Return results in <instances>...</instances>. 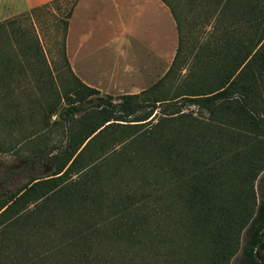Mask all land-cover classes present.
<instances>
[{
	"label": "trees",
	"instance_id": "16d2710c",
	"mask_svg": "<svg viewBox=\"0 0 264 264\" xmlns=\"http://www.w3.org/2000/svg\"><path fill=\"white\" fill-rule=\"evenodd\" d=\"M59 1L33 8L32 13ZM162 1L179 32L176 56L152 87L121 96L118 109L112 97L100 98L99 91L84 85L69 68L65 39L78 0H72L60 18L64 63L72 83L60 85L63 80L57 82L40 48L31 42L26 45L24 55H40L46 68L37 82L39 98L28 107L31 114L34 106L40 108L41 127L26 139L47 130L55 116L51 124L60 127L66 142L61 153L52 155L50 175L32 178L7 199L0 198V257L10 236L16 248L24 244L13 237L12 229L26 235L28 245L39 243L40 226L51 228L55 215L62 214L73 223L56 240L54 249L32 256L33 251L23 249L24 261L10 257L7 264H47L49 256L61 255L68 246L89 259L88 252L107 224L115 230L112 240L142 245L152 217L159 230L153 239L160 244L155 246H165L164 264H231L240 250L236 264H264V184L257 185L259 197L255 192V183L264 172V0H194L191 5L203 10L205 19L201 40L189 55L185 50L182 53L183 34L172 6L177 4ZM3 44L0 40L2 50ZM178 61L182 62L180 70L188 69V73L169 95L160 88ZM13 63L10 55H0L1 100L8 98L5 92L11 82L6 78ZM94 97L96 105L85 108L83 104ZM180 101L188 102L196 112L182 111ZM4 114L0 111V127L20 122L17 116L9 120ZM101 134L98 143L89 147ZM98 147L102 148V169L91 167ZM37 153L43 155L45 150L38 148ZM128 169L145 186L137 199L134 191L127 190V183L116 180ZM148 196L151 213L144 215L140 208L147 207ZM31 205L36 208L29 210ZM168 222L179 230L178 238H168L162 229ZM26 226L34 232H24ZM173 244L177 245L167 249ZM159 254L156 251L154 256Z\"/></svg>",
	"mask_w": 264,
	"mask_h": 264
},
{
	"label": "rangeland",
	"instance_id": "374dc122",
	"mask_svg": "<svg viewBox=\"0 0 264 264\" xmlns=\"http://www.w3.org/2000/svg\"><path fill=\"white\" fill-rule=\"evenodd\" d=\"M71 1L72 0H60L47 8L37 10L35 13H32L31 9L29 12L14 15L9 14L8 11L0 10V24L3 23L5 26V35L0 36L1 42H4V50L0 48V55H10L12 61H14L13 66L11 65V69L8 70L9 72L7 71V76L10 78H6V81L11 82H7L9 84V89L5 92L7 95L6 97L8 98L7 100L0 99V111H3L5 113L4 115L9 120L16 118L17 116L20 121L17 125L12 127H0V198L7 199L9 196L24 187L32 178L41 179L50 175L54 170L51 160L52 155L59 154L63 151L66 142L65 134L60 127L58 128L57 125L55 126L51 124L56 121L55 116L50 118L47 130L39 135H36L35 133V138L26 139L29 137L30 133H32V130L35 131L41 127L40 120L42 116L40 108L34 106L35 112L34 114H31L28 107L31 105L32 100L35 101L39 98L37 82L40 79L39 75L41 72L46 71V68L41 61L39 50L36 51L33 48L34 52H37L39 55L36 58H33L34 55L25 56L24 53L26 52V45L29 42L33 43V47H36V49L40 48V51L44 53L46 61L52 68L54 75H56L57 82L59 83V80H63V82H60V85H62V83L65 84L66 82L72 83V79L68 74L64 63L63 24L60 20V18H64L67 13ZM170 1L177 4L172 6L183 34L182 53H184L185 50V53L189 55V52L193 51V45H195L196 41L201 40V27L204 24L205 13L203 10L201 11L191 5L194 0ZM85 7V4L79 5V10L72 24L73 32L69 41L70 49L73 51L76 46H79L81 53L95 49H102V39L97 40L99 39L97 36H90L91 28H93L91 25L92 21L85 20V22H83L87 14V8ZM92 15L95 17L93 21L96 22L98 15ZM186 28L188 29V35ZM36 44H38L39 47H37ZM106 49L109 50L108 48ZM186 60L189 61V59ZM107 63H109V61H106L105 59V66H110V64ZM180 66H182V62L178 61L173 73L164 81L160 90L167 91L170 95L179 89L180 85L183 84V77L188 73V69L180 70ZM96 68H98V66H96ZM78 76L89 77L95 82H102L100 73ZM160 77L161 75L157 74L154 83L157 82ZM120 97L121 96H114L112 99V105L116 109H118L121 103ZM92 99V101H89L90 103L85 102L83 106L85 108H90L96 105L95 97ZM7 103H14L13 107H8ZM179 105L185 113L196 112V109L192 108L186 101H180ZM4 108L6 109L4 110ZM155 113H159L158 110ZM30 116H32V118H29ZM98 132H96L92 138L97 135ZM101 137L102 134L101 136H96L91 144H89V147L90 145L97 144V140ZM38 148L44 149L45 153L39 155L37 153ZM93 166L102 169V148H97V155L91 167ZM123 174V176L122 174L118 176L116 179L117 182L123 185L127 183V190L130 193H133L134 191V193H136V199L139 198L140 195L143 194L139 189L145 187L140 184L138 179L139 175L131 169L126 170ZM74 179H76V177H74ZM263 184L264 172L259 176L255 183V192L258 197L260 191L257 188V185ZM144 194L148 195L149 189L145 190ZM148 198L149 196L145 199L148 202L147 207L143 206L140 208L141 213L144 215L151 213L152 199L150 198L149 201ZM144 207L148 209H144ZM35 208V205H31L28 209L34 210ZM155 222L156 219L154 220L152 217V220L150 221L151 226L149 225L150 227L147 228L146 239L142 240V245H130L127 241L119 238H116L115 241L112 240V235L115 230L112 224H107L103 229L101 228L102 235L97 238L98 243L93 247V249H95H92L91 252L87 251L88 253H91L89 259L85 258V255L87 254H81L79 250L68 246L65 247L61 255L59 254L58 256L53 257L49 256L48 259H46V261H48L47 264H65L68 261H73L72 264H164L163 251L165 246L158 245L160 243L153 239L154 235L159 232V230L157 231L155 228ZM72 223L73 222H71L70 219L65 218L62 214L61 216L55 215L53 225L50 226L51 228L40 226L41 233L39 236V243H29L28 245L26 244V235H21L19 229H12L11 234L13 237L22 239V243L24 244H20L16 248L15 241L10 236L11 239L8 240V244H4L5 248L0 257V261H6L5 264H7L8 261H10V257L16 258L18 261H24L22 254L23 249L33 251V253L30 254L31 256L34 254L37 255V253L42 254L48 249H54L55 246H57L56 240H59L61 236L67 234L66 227L69 228ZM81 228L83 227L81 226ZM162 229L168 235V238H178L180 236V233L178 232L179 230L173 225H170L169 222ZM22 230L24 232H34L32 229H28V226ZM244 240L245 235L243 234L241 245H243ZM60 243L61 242H59V244ZM155 243L158 244L155 246ZM176 245L173 244L172 246H168L167 249L173 248ZM156 251L160 252L159 257L154 256ZM175 253L177 254V252ZM241 254L242 252L240 250L237 257L232 260L231 264H236L237 258H239Z\"/></svg>",
	"mask_w": 264,
	"mask_h": 264
},
{
	"label": "crops",
	"instance_id": "0c3cea01",
	"mask_svg": "<svg viewBox=\"0 0 264 264\" xmlns=\"http://www.w3.org/2000/svg\"><path fill=\"white\" fill-rule=\"evenodd\" d=\"M49 1L0 0V10L15 15ZM80 4L87 8L83 22L92 21L90 36L102 39V49L82 53L79 46L70 49L72 24ZM92 14L98 15L96 22ZM65 45L72 73L84 85L99 91L100 98H113L139 94L163 78L176 56L179 32L170 8L162 0H78L68 20ZM105 59L110 66H105ZM93 73H100L101 83L78 76ZM157 74L161 77L154 83Z\"/></svg>",
	"mask_w": 264,
	"mask_h": 264
}]
</instances>
